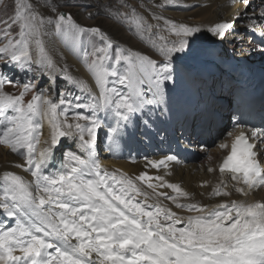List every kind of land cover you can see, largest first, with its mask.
Instances as JSON below:
<instances>
[{
  "label": "snow or ice",
  "instance_id": "snow-or-ice-1",
  "mask_svg": "<svg viewBox=\"0 0 264 264\" xmlns=\"http://www.w3.org/2000/svg\"><path fill=\"white\" fill-rule=\"evenodd\" d=\"M170 3L165 0L161 6ZM252 3L237 0L238 10L231 18L218 20L206 29L160 15L152 19L163 21V25H153L135 10L124 13L123 19L141 40L147 35L161 58L154 59L114 45L101 28L82 27L70 12L53 9L55 18L45 19L31 3L14 0L12 13L0 18V39L5 41L0 44V60L21 68L32 64L53 67L40 39L46 24L77 44L83 36L91 35L98 37L99 45H91V51L82 50L95 91L66 70L63 73L68 83L85 94L86 102H81L80 96L74 98L75 103L63 96L57 102L43 92H34L36 85L30 83L18 94L6 92L5 84L14 82L0 76V146L24 157V163L15 167L33 178L26 180L11 171L0 177V215L12 221L7 227L0 224V264H264V201L234 200L214 206L180 203L179 198L187 200L190 194L179 184L146 172L132 178L120 169L110 171L97 157L104 121H114L104 131L111 148L135 114L165 103V96L173 91L169 84L190 81L195 85L199 81L202 57L211 54L202 47L201 35L223 42L236 31L239 20L247 19L248 31L260 29L256 50L264 56V0L258 14L252 11L249 15ZM161 32H167V37ZM72 109L87 110L88 114L73 113ZM168 111L163 108L164 114ZM43 120L50 131L41 147ZM143 123L148 126L147 120ZM234 127L239 131L218 168L221 177L230 176L242 185L235 191L247 197L253 190L264 188V168L254 150L264 144V129L246 130L239 122ZM62 138L76 141L84 155L67 152L60 169L46 175L53 149ZM219 147L228 148V144ZM176 160L175 155H166L148 164L155 169L167 168ZM215 170L208 168L209 172ZM207 184L204 181L202 186ZM226 186L221 179L212 195L230 196L222 190ZM160 188L175 195L158 191ZM153 196L156 199L150 203ZM160 198L196 215L181 217L160 204Z\"/></svg>",
  "mask_w": 264,
  "mask_h": 264
},
{
  "label": "bare ground",
  "instance_id": "bare-ground-1",
  "mask_svg": "<svg viewBox=\"0 0 264 264\" xmlns=\"http://www.w3.org/2000/svg\"><path fill=\"white\" fill-rule=\"evenodd\" d=\"M124 1H129V0H124ZM79 5L80 7L77 8V10H83L84 4L81 3ZM128 5H129V8H127L126 13H129V11L131 12L130 8H133L135 12H138L139 15H142L145 18H147L149 22L153 25H156L157 23H160L161 25H163L162 21L158 22L152 19L153 15H160V16H163L164 18L171 19L177 23H186L191 26L199 25L205 29L209 27L212 23L218 20L231 18L238 10L237 0H171L170 4L166 6H161V5H165V0H163L158 3L152 2L151 5L147 3L149 8H147V5L145 8H143L142 7L143 5H141L140 3L136 1H131L128 3ZM234 5H237V6H234ZM96 10L97 9H89L88 11L91 13H94V11ZM254 10L255 8L253 6L252 10L249 12V15ZM113 14L115 16V18L113 17L114 20L116 19L115 21H118L117 14L116 13H113ZM114 20L112 19V21ZM112 21L108 20L109 23H111ZM115 21L107 25L106 29L108 31V35L114 36L115 38L120 39V41H127L126 37L129 38V36H127V34L125 33L126 30L129 31L130 33L129 35H133V34L136 35L135 34L136 32L133 27H129V28L127 27L128 29H126V26L121 27ZM123 21L126 23L125 20ZM245 21H246L245 19H242L237 22V26H239L242 29L241 32L246 30L245 25L243 26V23ZM92 24L93 22L89 20L88 15L82 12L81 25L82 26H89V25L92 26ZM119 31L120 32L124 31V32L122 35L120 34L118 35ZM43 32H44V29H43ZM160 34L165 35L166 37L168 35L167 32H161ZM138 39L140 38L138 37ZM233 41H234V34L230 35L229 38L224 41V43L231 49L234 47ZM201 42H202V47L209 51L212 47H214V44H215V41H213L212 38L206 37L205 35H201ZM57 43L59 45L58 44L55 45L56 48H54L53 52L49 53V58L55 61L54 60L55 59L54 55H55L57 58L63 60L62 62L63 63L65 62V65L69 67L75 66V68L78 69V74L81 75L82 78H84L85 80H88L89 85L95 91L96 89H95L94 82L91 81L90 78H88V76L85 74L84 68H82L76 62L75 58L73 57L71 53L63 49L64 46L62 43L61 44L59 42ZM143 43L144 42L141 39L136 40L134 38V40L131 41V44L133 48L139 49V51H135V49H133V51L140 52L145 55H149L150 57L154 59H161L155 49L152 51H149L148 49L144 50ZM32 49H33V54L35 55V45L34 44L32 45ZM53 67L54 69H56V64H53ZM70 71L72 72L73 68H70ZM45 73H48V72H45ZM55 74L56 73H54V75L51 76V80L53 81L51 83L53 85L50 86V89H48L45 92V95L50 96L52 99H54V95H49V94L54 93L56 89L54 85V81L56 79ZM43 77L49 78L50 76L45 74ZM167 87L173 90H177L178 88H181L182 86L179 84L178 86L175 85V86H167ZM138 114L139 113L135 114L132 117L134 119V126H136L138 123V117L136 116ZM42 124H43V131H42V136H41V141H42L40 145L41 147L43 146V141L48 139L49 131H50L46 120H43ZM58 145H60L61 148L62 147H65V149L67 148V152H69L73 148V149H76L81 155H84L83 153L79 151L78 143L71 138H62L60 144ZM107 145L109 146L108 143ZM114 146L115 144L112 145V148H111V154L113 156L116 154ZM57 153L59 156H61L60 150H57ZM222 154H224V152L221 153L217 150H214L212 151V153H210V156L206 161H203L198 164H194L192 165V168H188V166L187 167L176 166V165L172 166V171L169 172V174H166V172L163 170L158 171V170L147 169L146 162L144 160L136 161L134 163H127L123 160L115 161L113 159H110V161L109 160L106 161V160H101L100 157L98 156L97 157L100 160V162L102 161L103 163L106 164L104 168L110 171L114 169H120L123 173L127 174L128 176L132 178H135L139 174L146 172L150 176H157V175L164 176L165 180L171 183L179 184L184 191L190 194V197L187 200H185L182 197L179 198L180 203H200L203 205L214 206V205H218V204L225 203V202L230 203L231 201H234V200L238 202L239 201L258 202L259 199L261 201H264V188L260 190L252 191L249 193L247 197H244L235 191L236 187L242 186V185H237L235 181L231 180V178H223L218 174L219 172L218 161L222 158ZM15 155L17 157L19 156L18 154H15ZM3 156H4L2 159L3 164L0 166V173L1 172L4 173L5 171H11V172H14V173H17L23 176L26 180L33 179L30 174L24 172L22 169L15 167L16 162L14 161H16V159L12 155H10L9 152L8 154H6L5 152ZM20 158H23V157L20 156ZM209 167H212L216 170L214 172H209L208 171ZM3 173L1 176H3ZM221 179H223L225 184L227 185L226 188L222 190L230 192L231 193L230 196L212 195L213 189L217 186V184L220 182ZM204 181L208 182L207 186H202ZM1 183L3 184V182ZM140 186L143 188L144 191L151 192V189H147L145 185H140ZM2 189H3V186H2ZM158 191L167 192L169 193V195H175V193H172V191L167 188H160L158 189ZM0 195H2V192L0 193ZM155 199L156 198L153 196L149 202L151 203L155 201ZM159 203L167 208H170L172 211L176 212L181 217H187L189 215H196V213L189 212L186 209H177L171 200H165L163 198H160Z\"/></svg>",
  "mask_w": 264,
  "mask_h": 264
},
{
  "label": "rangeland",
  "instance_id": "rangeland-1",
  "mask_svg": "<svg viewBox=\"0 0 264 264\" xmlns=\"http://www.w3.org/2000/svg\"><path fill=\"white\" fill-rule=\"evenodd\" d=\"M131 1H136V2L140 3L141 5H143L142 6L143 8H145L147 3L151 5L152 2L158 3V2H161L163 0H129V1H124V0H23V2H25V3H31L37 11L44 14L45 19H48V18L54 19L55 18V12H53L52 10L55 9L56 11H59V12H62V11H64L65 13L70 12L73 15L76 23L81 25V14H82V12L86 13L89 17V20H91L93 22V24H92V26H90V25L89 26H82L81 25V26L82 27H99L107 35H108V31L106 29L107 25L113 23L116 20V19L114 20L115 16L113 13L117 14L118 21H115V22H117L118 25H120L121 27L126 26V29H128L130 27L129 23L126 20H125L126 23L123 21L124 20L123 14L126 13L127 8H129L128 3ZM15 2H20V0H15ZM13 3H14V0H0V18H6L8 14L12 13L13 8L11 7V5H13ZM81 3L84 4L83 10H77V8L80 7L79 4H81ZM147 8H149L148 5H147ZM89 9H97V10L94 11V13H91L88 11ZM130 10L132 12L133 8H130ZM131 12L129 11V13H131ZM90 13H91V16H89ZM136 13L138 14V12H136ZM112 19L114 21H112ZM108 20H110L112 22L109 23ZM0 27H2V25H0ZM16 31H17V29L14 28L13 33H15ZM123 32L124 31H121V32L119 31L118 35L119 34L122 35ZM125 33L127 34V36H129V38L126 37L127 41H120V39L115 38L114 36H111V35H108V37L112 40L114 45H119L122 48L130 49L132 51H133V49H135V51H139V49L133 48V46L131 44V41H133L134 38L136 40H140V39H138V35L136 33H135L136 35H134V34L129 35L130 33L127 30ZM40 39L43 42V45L45 47V50H46L48 57H49V53L53 52L54 48H56L55 45L58 44L57 42H59L60 44L62 43L64 46L63 49L73 55L76 62L82 68H84V72L88 76V78H90V80L93 81L91 78V74L88 73L86 68L84 67V64L82 61V50L87 48L89 51H91V45H93V44L99 45L98 37H94L91 35H85V36H83V38L79 42V44H77L76 42H74L72 40V38L57 34L54 30L53 25L46 24L44 27V32H42V35L40 36ZM142 41L144 42L143 43L144 44V50H147V49L149 51L154 50V48H152L151 44L148 42L147 35H146L145 39ZM4 42L5 41L0 39V44H2ZM128 45H130V46H128ZM54 57H55V59H54L55 61H53L51 58L50 59L52 61V64H56V69H54V67L48 68V67H45L42 65L38 66L36 64L26 65L24 68H21V67L15 65L13 63L6 62L5 60H0V76H2L4 78L11 79L14 82L12 85L5 84L4 90L6 92L18 94L20 91L23 90V86L25 84L30 83V84L36 85V88L33 89L34 92H43L45 94V92L48 89H50V86L53 85L51 83V82H53L51 80V76L54 75V73H56L55 74L56 79L54 81V85H55L56 89H55L54 93L49 94V95H54L53 100L58 102L59 98L61 96H63V97H67L69 99H73V102L75 103L74 98L76 96H80L82 98L81 102H86L84 100L85 94L82 93L76 86L68 83V81H66L63 78V73L66 70L69 75L73 76L74 78L83 80L89 84L88 80H85L84 78H82L81 75L78 74V69L75 68V66L69 67V66L65 65V62L64 63L62 62L63 60L57 58L55 55H54ZM70 68H73L72 72L70 71ZM45 72H48V73H45ZM45 74H47L50 77L49 78L43 77ZM62 86H64V87H62ZM65 86H67V87H65ZM31 95H32V93L30 92L28 94V96H26V98H25L26 101L28 99H30ZM76 111H81L84 114H88L87 110L72 109L73 113ZM9 114L11 115L12 113L9 112ZM0 127H2V126H0ZM5 152H6V154H8V152H9L10 155H12L16 159V161H14V162H16V164H23L24 163V157L20 158V155L17 157L14 153H11V151L6 146H0V166L3 164L2 159L4 157L3 154ZM2 173L3 172L0 173V177H2L1 176ZM0 181L3 182L2 180H0ZM0 186H1V183H0Z\"/></svg>",
  "mask_w": 264,
  "mask_h": 264
},
{
  "label": "water",
  "instance_id": "water-1",
  "mask_svg": "<svg viewBox=\"0 0 264 264\" xmlns=\"http://www.w3.org/2000/svg\"><path fill=\"white\" fill-rule=\"evenodd\" d=\"M62 12H64V11H62Z\"/></svg>",
  "mask_w": 264,
  "mask_h": 264
}]
</instances>
